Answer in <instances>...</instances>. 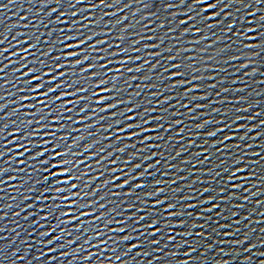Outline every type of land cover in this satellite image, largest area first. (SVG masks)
I'll use <instances>...</instances> for the list:
<instances>
[{
    "label": "water",
    "instance_id": "obj_1",
    "mask_svg": "<svg viewBox=\"0 0 264 264\" xmlns=\"http://www.w3.org/2000/svg\"><path fill=\"white\" fill-rule=\"evenodd\" d=\"M68 2L69 0H65L64 5L60 6L53 0L52 3L42 7L41 0H0V40L4 41L0 44V49H8L0 57V67L7 65L4 72L0 73L4 77L0 80V84H4V87L0 88V96L4 97L0 100V104L6 105L0 111V117L4 118L0 120V125L8 124V127L4 129L3 138H0V151L5 153L0 156V169H7L0 176V180L5 181L4 184H0V189H3L0 191V197H2L0 198V217H3L0 219V229H2L0 255L4 256L0 264H13V261L15 264H184L185 260H188L190 264H264V124H261V121H264V48L243 47L244 44L264 45V21L260 20V17L264 16V3L257 4L255 0H220L217 7L208 12L201 11L204 5L200 4L189 8L191 0H186L183 5L179 4V0H120L119 4H116L114 0H107L113 5L112 7H100L91 11L90 18L93 24L87 28H81V35H88L93 30L100 32L101 29L110 28L109 33L100 32L95 39L106 38L113 44V47L109 49L111 52L117 51L114 42L121 34L126 35L124 47L129 46L128 42L131 39L141 35L156 38L143 40L136 45L141 48V51L137 53L141 58L140 61H132L124 66L135 69L144 60H148V64L140 72L124 71L122 73V78L118 82L119 89L122 90L119 91L118 98L125 103L114 110L117 113L114 119L120 120L121 125L139 124L143 117L135 121H125L120 113L132 116L144 108H155L157 111L148 113V116H162L165 115L162 109L167 108L169 119H164L160 123L167 126L172 119H179L182 124L174 125L170 131L157 129L155 132L145 133V135H159L163 139L159 141L152 139L142 143V136L139 135L128 139L127 131L129 130L117 133L118 125L114 123L113 118H110L109 113L96 112L94 118L81 123L77 122L78 116L84 115L77 111L81 105H76L71 113H65V116L71 115L73 119L71 123L61 121L63 127L56 133V141L60 147L63 149L71 145L78 136L86 137L84 140H77L76 147L72 149L73 153L83 154L76 157L84 160V163L79 165L78 171H84L88 165H91L88 176L80 181L81 186L90 181L89 190L95 189L109 176H121L122 167L129 179L138 176L139 172H144L145 175L140 182L146 187L136 189L132 197H124V193L128 191L127 187L116 189L112 183H109L94 198L97 202H101L99 196L118 191L121 193L120 197L113 199L107 196L104 201L109 208L115 205L123 214L128 211L126 205L133 204L135 208L130 214L139 216L147 213V217L139 222L140 230L113 233L105 228V234L99 239L107 240L108 243L98 247V240L95 237L89 240L88 244H85V239L94 230H99L103 221H98L85 233L74 232L70 225L65 224L62 226L65 234L60 241H54L52 245L42 242L51 238V235L41 237L39 233L42 231L55 228L52 234L61 236L60 228L56 227L59 214L55 211L53 204L56 193L52 191L45 193L42 190V186L50 190L54 187L49 181L43 179L47 166L32 160L34 152L42 147L39 141L50 138L42 136L32 138V143L29 145L30 151L25 152L24 156L17 155V152L24 151V148H17L16 144L24 145L27 141L16 139L10 133L14 127L23 129L21 122L25 118L33 119L32 127L34 128L35 119L32 116L25 117V113L33 111L27 107L14 112L20 103L18 97L29 94L17 91L24 87L21 81L29 78L22 76L27 69L15 70L20 68L22 63L35 67L40 61H43L40 66L46 68L51 63L52 57L63 50L58 41L61 29H64V34L72 35L65 24L56 23L59 12L66 13L65 16H61L62 21H79L84 24L82 18L89 16V12L79 10L86 8L89 3H99V0H85L84 4H76L74 8H69ZM209 2H215V0H209ZM168 3L176 6L166 8L165 5ZM52 8H57V12L49 16L48 13ZM73 11H77L78 15L71 16ZM213 11L219 12L220 15L205 21L203 17L210 16ZM189 16L193 19L188 20ZM182 19L188 21L186 26L190 29L183 35L181 31L185 25L179 24ZM117 20L121 23L116 24ZM97 21L99 23H96ZM230 23L235 25L234 28L228 32L224 31ZM210 24L216 26L209 28ZM24 25L28 27L25 28ZM125 27L127 32L122 33ZM197 27L200 28L199 33L192 30ZM248 28L256 29V31H247ZM49 31H52L51 36L48 34ZM37 36L39 40L36 39ZM252 37L256 38L251 39ZM26 38H28L27 43H25ZM162 38L164 42L160 48H142L143 44L159 43ZM195 41L201 42L196 44ZM28 43H34L37 46L29 49L26 59H21L22 52L19 56L12 55L13 52L28 47ZM49 45H55L52 53L41 56L40 54L46 52ZM189 45L193 50L181 51L176 61L166 59L169 54L175 56L179 49L187 48ZM97 47L103 49L105 45ZM169 48L172 49L171 53L166 51ZM221 48H225L226 51L221 52ZM156 51H159L161 55L158 57L147 55ZM253 53L259 54L253 55ZM91 55H103V53L97 52ZM189 56L192 57L194 68L189 78L191 75H198L203 79L193 81L200 87L186 97L183 95V90L191 85L172 87L174 80L168 77L174 70L169 66ZM229 56L237 58L230 60ZM110 58L113 63L109 67L115 69L118 66L116 61L123 59V56ZM60 62L62 63L63 60ZM152 64L157 66L151 68ZM180 71H183V68ZM144 76H148L149 79L145 80ZM129 77H136V79L129 81ZM176 79H185V77ZM192 96L204 97V99L193 100ZM165 97L169 99L167 103L162 104L161 101ZM23 103L27 105L30 101ZM88 103L91 104L92 109L96 107L93 101ZM197 104H203L204 107L196 108ZM185 105L187 107H184ZM129 107H134V111L125 112V109ZM189 109L192 110L189 111ZM173 113L177 115L173 116ZM205 120L211 123L204 124ZM13 121L15 124L12 123ZM153 123L146 127H152ZM87 124L95 126L88 128ZM109 124L112 125L111 128L108 127ZM199 124H204V127L198 128ZM180 128L184 129L182 133L178 131ZM209 131H216V135L208 136ZM66 132L70 133L69 138L60 140ZM117 135L121 137L120 140L115 139ZM225 136L230 139L225 140ZM87 143H93L94 147L90 151L97 153L92 159H88V154L84 152ZM5 145L8 150L5 149ZM146 145L154 147H146ZM47 147L48 151L44 157L40 158L41 160L52 158L51 147L50 145ZM118 147H125V153L117 152ZM100 148L104 151L100 152ZM110 151L112 155L108 156ZM133 153L137 155L132 156ZM152 153L156 155L153 156ZM160 153L164 155L161 156ZM257 153L259 155H256ZM128 156H132V160L125 165ZM145 157L150 158L145 159ZM97 159H101L99 166L95 163ZM21 160L24 161L23 164L20 163ZM110 160H115V165L108 163ZM157 160L159 164L156 163ZM134 164H139L140 168H134ZM150 164L153 167L149 168ZM166 165L172 167H166ZM110 167H115L117 171L105 172L104 176L98 180L91 179L92 176ZM238 167L243 168V171L237 172ZM9 177H15V179L10 180ZM123 178L121 176V179ZM155 180H160L161 184L156 186ZM119 182L115 181V183ZM136 182V180L132 181V183ZM234 184L240 187L233 188ZM154 187L165 189L158 197L164 201V204L156 206L155 211H152L151 202L141 204L136 196H139L141 200L151 201L155 198L144 197L143 192L152 191ZM204 188L210 190V194L215 198L214 201H208L209 192H204ZM220 189H223V192H220ZM221 196L225 199H220ZM213 202L219 206V214L215 209L211 213L205 210L211 207ZM167 203L175 205L172 211L184 213L183 217L178 215L167 218L171 220L168 227L173 229L171 234L176 237L175 241L169 242L164 238L168 232L161 224L162 231L157 236L144 234V239H157L160 243L158 245L142 243L139 238L142 228L148 225L153 215L164 220V208ZM186 204L194 205V207L186 208L184 207ZM49 211L52 212V216L45 220L44 217ZM99 211L101 210H98L97 214ZM201 212L204 214L198 218L197 213ZM188 214H191L190 219ZM26 216L27 220H25ZM109 218H113L111 213ZM122 218L127 219L124 216L114 217L115 220ZM182 218L188 222V226L195 221L197 227L192 229L191 236H182V233L188 230V226L177 225L176 221ZM108 227L115 229L119 225L113 223ZM199 232H202L203 236H197ZM77 235L80 236L79 240L76 239ZM121 235H131L132 240L116 239ZM181 239L196 245L195 251L190 256L185 255L188 245H181L179 249L175 247ZM69 240L74 242L68 243ZM236 241H242V243H236ZM133 243H140L142 246L128 251ZM61 244L63 247H60ZM49 248L54 251L50 252ZM77 249L79 251H76ZM125 252L127 255H121ZM145 252L148 255H144ZM62 253L67 255L62 256ZM172 253L176 255L173 256ZM89 254H92V258L85 261L84 257ZM117 255H120L119 260L115 259Z\"/></svg>",
    "mask_w": 264,
    "mask_h": 264
},
{
    "label": "snow or ice",
    "instance_id": "obj_2",
    "mask_svg": "<svg viewBox=\"0 0 264 264\" xmlns=\"http://www.w3.org/2000/svg\"><path fill=\"white\" fill-rule=\"evenodd\" d=\"M53 0H41V6H46L50 3H52ZM116 4L120 3V0H114ZM186 0H179V4L183 5L185 4ZM257 4L264 3V0H255ZM55 3L57 5L63 6L65 3V0H55ZM85 0H69L68 7L74 8L76 4H84ZM220 3V0H215V2H209V0H191V4L189 5V8L200 4L204 5V7L201 9L203 12H208L209 10L215 9L217 5ZM112 4H109L107 0H99V3H89L86 8L80 9L79 11H88L89 16L83 17L84 24H81L79 21H68V20H61V16H65V12H59V14L56 17V23L57 24H65L67 26V29L69 32L72 33V35L64 34V29H61V35L58 37L59 45L62 51L58 52L54 57L51 59V63L46 67L43 68L40 65L43 63V61H40L37 66L35 67H29L27 64H20V68L16 69L15 71H19L21 68L27 69L22 73V76L29 77L26 80H22L24 87L18 89V92H27L28 95H20L18 97L19 100V106L14 110V112H19L21 108L27 107L29 109H32L33 111L30 113H25V117L32 116L35 119V127L33 128V119H27L25 118L21 123L23 124V129L14 127L12 130L11 135L15 136L16 139H23L27 141L26 144H16L17 148H24V151L17 152L18 156H24L25 152L30 151L29 145L32 143V138L36 137H46L50 139H42L40 140V144L42 147L40 149H37L33 156L32 160L33 162H40L43 165L47 166L45 171L46 174L43 176V179L45 181H49L50 184H53L54 187L51 188V190L48 187H43L42 190L45 193H48L50 191L55 192L56 196L53 198V204L55 207V211L59 214V221L56 225L57 228H60L61 230V236H55L52 233L55 232V228L50 229L49 231H42L39 233L41 237H48L51 235L50 239H47L46 241H42L43 243H47L48 245H52L54 241H60L61 237L65 234V230L63 229V225L67 224L72 227V230L74 232L78 233H85L88 232L89 229L95 225L98 221H103V224L101 225L99 230H94L91 235H89L85 239V244H88V241L91 240L93 237H95L98 240L97 247L101 244H107V240L99 239L102 235L105 234L104 229L107 228L109 232H119L124 233L126 231H131L133 229L140 230L141 225L140 221H143L147 217V213L136 216L134 214H130L131 210L135 208V205L128 204L126 205V208L128 211L121 214L115 205H113L111 208L108 207V205L104 202L106 201L107 196L112 197L113 199L120 197L121 193L118 191L109 192L106 194V196H99V201L94 198L96 197L102 190L106 188V186L109 183H112V186L116 189H123L125 187L128 188V191L124 193V197H132L135 193V190L138 188H145L146 185L140 181H142L145 173L139 172L138 176H133L131 179L128 178L127 172L124 171L123 167L121 168V176L124 178L121 179V176L111 175L107 179H104L102 183L99 184V186L95 189L89 190V182H85L83 186H81L80 181L84 180L86 176H88V173L91 171V165H88L84 171H78L79 165L84 163V160L77 159L76 157L83 155L82 153H73L72 149L76 147L77 140H84L85 136H78L76 140H73L71 145H68L66 148H61L60 144L56 141V133L61 130L63 125L61 124V121H68L69 123L72 122V116L68 115L65 116V113H71L76 105H81L77 111L79 113H83L84 115H80L77 118V122L81 123L86 120H89L91 118H94L96 115V112H102V113H109L110 118H115L117 113L114 111L119 105L125 103V101H122L118 98L119 91L122 89H119L118 82L122 78V73L124 71L127 72H140L141 69L148 64V60H144L141 64L137 65L135 69L133 68H125L124 66L129 64L132 61H140V56L137 54L141 51V48L136 47V45L140 44L143 40H154L155 37H145L140 36L135 39H131L128 44V47H124L123 42L126 39L125 34H121L118 37V40L115 41V47L117 51L111 52L109 51L110 48L113 47L112 43H109L106 38L101 39H95L98 35H100V32L109 33L111 31L110 28L108 29H101L100 32L98 31H91L88 35H81V28H87L93 24L91 17V11L98 9L100 7H112ZM176 5H173L172 3H168L165 5L166 8H172ZM225 6H227L225 4ZM127 7V5H125ZM53 12H57V8H52L48 15L50 16ZM78 12L73 11L71 12V16H77ZM115 15V13H113ZM220 15L219 12L213 11L210 16H205L203 19L205 21L209 19H213L214 17H218ZM193 17L189 16L188 20H192ZM261 21H264V16L260 17ZM51 23V21H50ZM96 23H99L97 21ZM121 21L117 20L116 24H120ZM188 23L187 20H180V25H185L181 31V35L184 33H187L190 31V29L186 26ZM163 27V25H160ZM215 24L208 25L209 28L215 27ZM234 24L230 23L224 31L228 32L231 31L234 28ZM25 28L28 27V25H24ZM196 33L200 32V28L197 27L195 29H192ZM143 31V30H142ZM171 31V30H170ZM247 31H256V29L248 28ZM127 32V27L122 29V33ZM49 36L52 35V31H49ZM19 35V33H18ZM256 37H252L251 39H255ZM37 40H39V37H36ZM70 41V42H69ZM92 41V43H89ZM28 42V38H26L25 43ZM163 38L160 40L159 43H148L143 44L142 48H153L158 49L160 48L161 44L163 43ZM201 41H195L194 43L199 44ZM4 41L0 40V44H3ZM87 45V47H84ZM98 45H105L103 49L98 48ZM37 45L34 43H28V47L20 49L18 52H13V56H19L21 52L23 53V56L21 59H26L29 54V49H34ZM55 45H49L47 47L46 52H42L41 56H48L50 53H52L53 47ZM243 47L245 48H264V45L262 44H244ZM192 46L189 45L187 48L179 49L177 51V54L175 56L169 54L167 56V60L169 61H176L177 57L180 56L181 51H192ZM8 51V49H0V57L3 56V53ZM169 53H171L172 49H166ZM200 51H204V49H200ZM221 52L226 51L225 48L220 49ZM102 52L103 55H91V53H97ZM129 53H132V55H129ZM259 53H253V55H258ZM123 56V59H120L117 62L118 66L115 69H112L109 67L110 64L113 63V60L110 57H117V56ZM149 57L152 56H160L161 53L159 51L151 52L147 54ZM237 57L229 56L228 59H236ZM63 60L61 63L60 61ZM158 63V61H157ZM157 64H152L151 68H155ZM242 67H245L246 65H241ZM7 65H4V67H0V73L4 72V68H6ZM171 69H174L169 73L168 79L174 80V83L172 84V87H179L182 85H191V87L185 88L183 90L184 96H189V94L195 90H197L200 85L197 83H193V81H199L203 79L202 77L198 75H191L189 78V74L194 71L193 64H192V57H188L187 59H182L179 62L172 63L169 66ZM183 68V71H180V69ZM165 71H168V69H165ZM178 77H185V79H176ZM145 80L149 79L148 76L143 77ZM4 77L0 75V80H3ZM136 79V77H129V81ZM110 85V86H109ZM152 87H156V85H151ZM4 84H0V88H3ZM63 89V90H61ZM115 93V95H112ZM55 94V95H53ZM107 94V95H106ZM138 94V93H137ZM153 95H157V93H153ZM69 97H72V99H68ZM193 100L195 99H204V97H197L192 96ZM4 97L0 96V100H3ZM169 97H165L161 103H167V100ZM24 101H30L27 105H25ZM89 101H93L96 105L94 109H92L91 104H89ZM129 102L131 100L129 99ZM69 105H72V107H69ZM6 107L5 104H0V111H2ZM134 107H139V105H134ZM134 107H129L125 109V112H133ZM184 107H187L185 105ZM204 107L203 104H197L196 108H202ZM89 110H91L89 112ZM192 109H189L191 111ZM215 110V109H214ZM246 110V109H245ZM157 109L155 108H144L141 112L137 113L136 115H125L124 113H120L121 116H123L125 121H135L137 119H140L143 117V119L140 120V123H124L121 125V121L118 119H114V123L118 125L116 128L117 133L125 132L127 131V138L132 139L136 136H142V143H145L147 141H150L152 139L155 140H161L163 139L159 135H145V133L148 132H155L157 129H164L166 131H170L174 125H180L182 124V121L179 119H172L171 122L165 126L164 124L160 123V121L164 119H169L167 116V108H163L162 111L165 113V115L162 116H148V113L155 112ZM177 115L176 113H173V116ZM3 117H0V120H3ZM100 119H104V117H100ZM239 119V117H237ZM152 127H146V125H149L152 123ZM15 124V121L12 122ZM211 123V121L205 120L204 124ZM204 124L197 125L198 128H203ZM261 124H264V121H261ZM94 124H87L86 127L92 128L94 127ZM8 127V124L5 123L3 125H0V138H3L4 129ZM109 128L112 127L111 124L108 125ZM242 127V125H241ZM31 129V130H30ZM50 129V130H49ZM131 129H136V131H131ZM79 131V129H77ZM180 133L184 131L183 128H180L178 130ZM207 135L210 137H213L216 135V131H209L207 132ZM70 136V133H65L64 136L60 137V140L68 139ZM116 140H120L121 137L117 135L115 137ZM169 139H173L172 137H169ZM225 140L230 139L228 136L224 137ZM51 147L52 150V158L51 160H41L40 158L44 157L46 152L48 151V147ZM94 147L93 143H87L84 152L88 154V159H92L96 157L97 153L96 151H90ZM132 147H135V145H132ZM146 147H154L152 145H146ZM239 147V146H237ZM5 149L6 148L5 145ZM100 152H103L104 149L100 148ZM119 153H125L126 149L125 147H118L116 149ZM183 151V149H181ZM5 153L3 151H0V156H3ZM112 152L110 151L108 153V156H111ZM137 155V153H133L132 156ZM152 155H156V153H152ZM161 156H163V153H160ZM179 155V153H177ZM199 155V153H197ZM256 155H259L257 153ZM132 156H128L125 165H127L131 160ZM150 157H145V159H149ZM101 159H106V157H101ZM101 159L95 160V163L97 166L100 165ZM259 162V161H257ZM20 163H24L23 160L20 161ZM108 163L115 165V160H110ZM157 164H159V161H156ZM200 163H203V161H200ZM134 168L139 169V164H134ZM149 168L153 167V165H148ZM166 167H172L171 165H166ZM52 169H55L52 171ZM7 171V169H0V176L3 175V172ZM117 169L115 167L107 168L99 173H97L95 176H92V180H98L100 177L104 176L105 172L109 173H115ZM237 172L243 171V168H237ZM151 175V173H149ZM52 178L51 180L49 178ZM9 179H15V177H9ZM228 179H232V177H228ZM133 180H136V183H132ZM115 181H120L119 183H115ZM4 180H0V184H4ZM175 183V181H173ZM154 184L156 186L161 184L160 180H155ZM233 188H239L240 185L234 184L232 185ZM0 191H3V189H0ZM29 191H32V189H29ZM165 189L160 187H154L152 191H145L143 192L144 197H150L155 198L151 201H144L141 200L139 196H136V199L139 203L144 204L147 202H151L153 205L152 211H155L156 206H160L164 204V201L159 199V194L163 193ZM204 192H209L208 195V201H214V197L210 194V190L207 188L203 189ZM220 192H223V189H220ZM2 198V197H0ZM27 199V197H26ZM36 199H41V197H36ZM44 199H47V197H44ZM187 199V198H185ZM220 199H225L224 197H220ZM246 199V197H245ZM58 201V203L56 202ZM203 203V201H201ZM30 207V205H29ZM186 208L194 207V205L186 204L184 205ZM175 208V205L172 203H167L164 208V216L165 219L161 220L156 215H153L148 222V225L146 227L142 228L141 234H140V240L142 243H147L151 245H158L160 243L157 239H151L146 240L144 239V234L150 235L152 237L157 236L161 233L162 229L160 227L161 224L164 225V228L167 230L168 235L164 237L169 242H174L176 237L173 236L171 233L173 231L172 228L168 227V225L171 223V220L167 219L169 217H175V216H181L183 217L184 213H177L175 211H172V209ZM216 210L217 214H219V206L216 205L214 202L211 204V207H208L205 209L207 212L211 213L213 210ZM99 211V214H97V211ZM109 213H111L113 218H109ZM203 212L197 213V217L203 216ZM19 215V213H17ZM189 215V219L191 217V214ZM232 215H235V213H232ZM52 216V212L49 211L48 214L44 217L45 220H47L49 217ZM116 216H124L127 217V219H120L115 220L114 217ZM211 217H209L210 219ZM0 219H3V217H0ZM25 220H27V216L25 217ZM135 222V223H133ZM116 223L119 225V227L113 229L108 227L109 225ZM177 225L180 227H186L188 226V222L185 221L183 218L176 221ZM197 225L195 221L191 222V225L188 226V230L184 231L182 233V236L187 237L192 235V229L196 228ZM223 227V226H221ZM2 231V229H0ZM227 234V233H225ZM197 236H203L202 232L197 233ZM77 240L80 239V236L77 235ZM116 239H119L121 241H130L132 240L131 235H121L119 237H116ZM247 239V237H245ZM74 241L69 240L68 243H73ZM236 243H242V241H236ZM181 245H188V251L185 252L186 256H190L193 251H195L196 245L190 244L188 240L181 239L180 243L176 244L175 247L179 249ZM142 245L140 243H133L128 248V251H131L134 248H139ZM60 247H63V244L60 245ZM27 250V249H26ZM49 251H54V249L49 248ZM76 251H79L77 249ZM154 251H159V249H154ZM15 255V253H13ZM63 255H67V253H62ZM121 255H127V252L121 253ZM144 255H148L147 252L144 253ZM173 256L176 255V253H172ZM92 258V254H89L84 257L85 261H88ZM4 256L0 255V260H3ZM20 259H23V257H20ZM116 260L120 259V255H117L115 257ZM13 264H15V261H13ZM184 264H190L188 260L184 261Z\"/></svg>",
    "mask_w": 264,
    "mask_h": 264
}]
</instances>
